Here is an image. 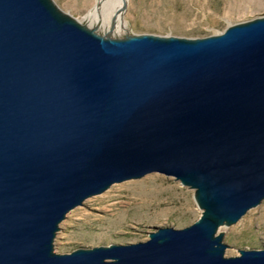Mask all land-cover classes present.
I'll return each mask as SVG.
<instances>
[{
  "label": "water",
  "instance_id": "1",
  "mask_svg": "<svg viewBox=\"0 0 264 264\" xmlns=\"http://www.w3.org/2000/svg\"><path fill=\"white\" fill-rule=\"evenodd\" d=\"M151 172L193 190L195 221L54 250L71 209ZM263 199L264 16L110 37L53 0H0V264H264L220 231Z\"/></svg>",
  "mask_w": 264,
  "mask_h": 264
},
{
  "label": "rangeland",
  "instance_id": "2",
  "mask_svg": "<svg viewBox=\"0 0 264 264\" xmlns=\"http://www.w3.org/2000/svg\"><path fill=\"white\" fill-rule=\"evenodd\" d=\"M53 1L62 11L84 22L95 3ZM121 14L127 26L121 35L205 37L222 32L228 25L264 16V0H127ZM199 215L191 188L172 176L151 172L113 183L71 209L59 223L53 246L56 252L67 253L78 247L143 241L156 226L181 228ZM220 231L227 244V256L237 255L242 248H263L264 199Z\"/></svg>",
  "mask_w": 264,
  "mask_h": 264
},
{
  "label": "bare ground",
  "instance_id": "3",
  "mask_svg": "<svg viewBox=\"0 0 264 264\" xmlns=\"http://www.w3.org/2000/svg\"><path fill=\"white\" fill-rule=\"evenodd\" d=\"M126 4L127 0H95L92 8L84 16L86 22L82 20L80 22L87 25L89 22L97 32L110 37H126L128 34H120L122 29L127 31L126 22L121 14L122 9L125 11ZM114 28L118 30L115 31Z\"/></svg>",
  "mask_w": 264,
  "mask_h": 264
}]
</instances>
